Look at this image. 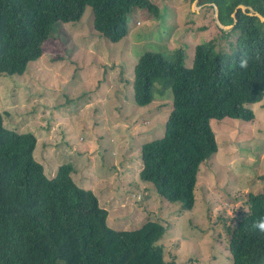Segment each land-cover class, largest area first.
Wrapping results in <instances>:
<instances>
[{
	"label": "trees",
	"instance_id": "1",
	"mask_svg": "<svg viewBox=\"0 0 264 264\" xmlns=\"http://www.w3.org/2000/svg\"><path fill=\"white\" fill-rule=\"evenodd\" d=\"M217 6L220 39L187 47L173 60L145 51L134 67L133 98L143 106L169 92L172 109L164 135L142 144L139 178L169 202L190 210L200 164L218 149L211 119L252 121L248 105L264 97V0H202ZM87 6L93 27L116 43L128 33V18L141 11L158 18L151 0H0V76L22 75L43 53L54 24L79 21ZM235 36L231 40V36ZM0 112V264H172L158 241L165 226L146 220L140 227L115 230L97 196L78 186L70 163L48 178L34 159L37 139L4 126ZM230 264H264V193L249 194L248 209L226 227Z\"/></svg>",
	"mask_w": 264,
	"mask_h": 264
},
{
	"label": "rangeland",
	"instance_id": "2",
	"mask_svg": "<svg viewBox=\"0 0 264 264\" xmlns=\"http://www.w3.org/2000/svg\"><path fill=\"white\" fill-rule=\"evenodd\" d=\"M151 1L159 17L141 10L131 15L128 33L116 43L94 29L90 6L79 21L54 24L39 59L22 75L0 76L3 123L36 136L33 156L48 178L70 163L73 180L97 196L111 228L159 221L165 232L158 244L167 262L230 264L225 229L247 211L249 194L264 193V97L248 105L252 121L210 120L218 149L199 166L190 210L141 181L140 148L164 135L172 99L166 91L149 104L135 103L139 56L155 51L173 60L178 48L187 47L185 64L191 66L194 47L211 39L231 51L220 39L213 4Z\"/></svg>",
	"mask_w": 264,
	"mask_h": 264
},
{
	"label": "water",
	"instance_id": "3",
	"mask_svg": "<svg viewBox=\"0 0 264 264\" xmlns=\"http://www.w3.org/2000/svg\"><path fill=\"white\" fill-rule=\"evenodd\" d=\"M214 7H215V16H216V22H217V25L222 28V29H230L232 25H224L222 24L219 19H218V13H217V6L215 4H213ZM238 9H241L242 11L246 12V9H249L248 12H246L248 15H255L259 18L260 21H264V16L261 15L260 13H258L257 11H254L251 7L249 6H246V5H243V4H239L236 6V8L234 9V11L231 13V16L233 17L234 19V22H236V12Z\"/></svg>",
	"mask_w": 264,
	"mask_h": 264
}]
</instances>
